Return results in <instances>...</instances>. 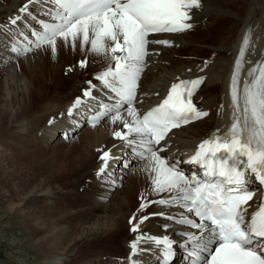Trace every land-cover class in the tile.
Returning a JSON list of instances; mask_svg holds the SVG:
<instances>
[{
    "label": "bare ground",
    "instance_id": "obj_1",
    "mask_svg": "<svg viewBox=\"0 0 264 264\" xmlns=\"http://www.w3.org/2000/svg\"><path fill=\"white\" fill-rule=\"evenodd\" d=\"M25 3L27 0H0V73L3 75L0 80V161L8 159L6 142L8 145L13 142L10 147L17 159L18 155L47 150L58 144L64 145L66 154L71 156L70 162L65 159L56 167L47 166L50 171L45 170V164L37 165L40 172L36 177H31L30 170H27V174L20 179L22 190L14 192L17 199L14 205L18 206L20 217L25 220L35 239L33 241L39 246L38 253L42 259L39 264H131L132 261L136 264H159V253L155 247L140 251L136 256L130 255V242L138 233L130 231L132 225L129 221L134 214L140 217L164 212L165 216H150L140 225V232L176 239L180 228L166 218L169 214L174 215L173 207L152 204L145 211H138L142 196L159 200L167 198L168 194L152 192L146 160L137 162L130 158L132 166L128 170L117 165L127 148L112 135L114 131H124L120 122L114 124L106 118L98 126L86 125L88 111L98 109V105L104 103L107 91L96 80L93 65L103 66L99 71L102 73L112 62L110 57L92 53L89 46L81 49L79 40L75 50L58 40L57 49L62 59L50 66L40 63L45 53L51 52L47 45L22 55L13 52V46L21 48L18 44L21 33L24 34L29 25H35L37 18L48 16L49 4L45 3L30 4L31 16L19 13V8ZM16 15L24 18L11 25L10 18ZM191 15L193 27L190 30L149 37L150 40L167 39L171 41V46L149 44L150 54L145 59V72L135 104L142 114L144 109L159 103L178 78H204L192 99L200 110L208 112V116L173 131L166 142V150L160 153L168 157L170 163L178 161L182 168V159L202 140L209 138L217 129L223 134L232 123L229 85L246 35L250 36V43L244 56L241 86L248 70L264 62V0H201L200 8L192 9ZM81 60L87 61L86 67L79 66ZM33 62L38 63L34 65ZM25 68L26 71L23 70ZM69 68L72 70L68 71ZM201 68L204 70L201 71ZM88 81L96 85L92 89L95 99L83 96L84 90L89 87ZM77 98H81L83 103L73 108ZM70 108L73 109L72 116L68 115ZM122 115L131 119L123 111ZM77 124L82 127L78 129ZM73 149L76 151L72 152ZM97 149H110L115 157L104 176L98 175L102 162ZM76 152L75 159V154H71ZM28 157L25 156L26 159ZM76 165L77 169L88 167L90 174L91 171L95 173L94 195L104 192L109 197L105 205L94 206L91 201L86 203L85 200L73 203L72 199L68 206L65 205L67 202L62 203L64 207L57 204L56 192L51 188L59 187L57 193L60 195L71 193L74 186L69 187L70 178L67 177L61 185L60 180L52 177L51 171L61 169L64 173L67 168ZM31 166V169H36L34 163ZM72 183L70 181V185ZM258 205L259 201L255 200L248 213H252ZM117 239L121 240L118 249L115 245ZM141 247L147 249L148 242L142 241Z\"/></svg>",
    "mask_w": 264,
    "mask_h": 264
},
{
    "label": "snow or ice",
    "instance_id": "obj_2",
    "mask_svg": "<svg viewBox=\"0 0 264 264\" xmlns=\"http://www.w3.org/2000/svg\"><path fill=\"white\" fill-rule=\"evenodd\" d=\"M33 3L53 5L46 12L50 22L40 21L42 30L32 31L36 48L47 45L55 55L58 40L73 50L79 40L81 49L89 46L92 53L110 57L112 62L95 78L113 94L114 103L98 105L93 126L105 117L114 124L120 122L124 131H114L112 135L148 162L152 192L168 194L159 200L142 196L138 211L143 212L152 204L178 207L183 210L179 217L169 214L166 218L195 229L182 233L179 242L166 235H146L140 232V225L152 215L166 214H134L129 221L130 231L138 235L130 242V255L155 247L163 264H171L176 255L174 246L179 245L193 257V264H264V201L256 211L248 213L249 201L256 191L250 186L257 184L264 189V62L248 70L241 86L250 36L244 37L230 80L232 123L223 134L217 129L199 143L187 163L199 167L202 174L189 177L178 167V161L170 163L168 157L160 155L167 148L161 142L172 129L208 116L192 99L204 78H178L162 102L143 114L135 104L138 81L150 54L149 44L171 46L167 39L149 37L190 30L191 11L200 8L201 0H27L19 13L31 16L29 5ZM23 18L16 15L10 18V24L16 25ZM31 50L27 45L23 49L12 47L18 55ZM86 65V60L79 62L81 68ZM88 85L83 96L95 99L92 89L96 85L91 81ZM82 103L77 98L73 108ZM122 110L130 120L123 117ZM68 115H73V109L68 110ZM97 151L102 162L98 175L104 176L115 157L110 149ZM142 241L148 242L147 249L141 247Z\"/></svg>",
    "mask_w": 264,
    "mask_h": 264
},
{
    "label": "rangeland",
    "instance_id": "obj_3",
    "mask_svg": "<svg viewBox=\"0 0 264 264\" xmlns=\"http://www.w3.org/2000/svg\"><path fill=\"white\" fill-rule=\"evenodd\" d=\"M44 57H45L44 60L40 61V63L41 62L43 63V64L41 63L42 66H44V65L50 66L54 63H59L62 59V56L59 53V50L57 51V53L55 55H52L51 52H49V53L46 52ZM34 63L37 64L38 62L37 63L33 62L32 64H34ZM98 65L99 64L93 65V70L96 71V72L93 71L95 76L97 74H99L100 69L103 67V66H98ZM23 70L26 71V68ZM2 77H3V75H2V73H0V80L2 79ZM1 89H2V87H0V91H1ZM5 144H6L5 146L9 147L8 148L9 154L6 155V157L8 158V159H6V161L5 160L0 161V264H39L42 261V259L40 258L41 256L38 253L39 246L34 242L35 239L33 236H31V234H30V232H29V230L25 224L26 222H24L25 220H23L22 217H20V212L18 211L19 210L18 206L14 205L17 202V199L15 198V193L16 192L19 193L22 190L23 187H21V186H23V184L20 182L21 181L20 179L23 175L27 174V170H30V171H28V173L30 174L31 177H33V176L36 177V175L40 172V169L37 168V165H41V164L44 165L45 164V166H46L45 170H49L50 168L47 166L53 167V165H54V167H56V165H58L59 163H62V162L64 163L66 161L65 159H68L70 162L71 156H70V154H66L67 148L64 145L60 146V144H58V145H55L53 147L47 148V150L46 149L42 150V151L41 150H35V151L33 150V152H31V154L27 153L26 155H21L20 157L18 155L19 159H17V156L12 153L11 147H10V146H12L13 142L9 143V145H8V142H6ZM63 147H65L66 150ZM53 148H54V151H53ZM62 148L65 151L62 150ZM37 151H39V152H37ZM61 151H63V152H61ZM75 151L76 150H74V149L72 150V152H75ZM53 153H55V154H53ZM33 154L35 157L33 156ZM38 154H40V155H38ZM51 154H53V155H51ZM76 154H77V152L73 153L71 155H74V158L76 159V157H75ZM43 155H45V156H43ZM11 156H14V157L11 158ZM25 156H30V157H28L26 159ZM21 157L23 158L22 161L20 159ZM30 162L35 164L36 169H34V170L31 169L33 167L31 166ZM29 166H30V168H29ZM64 167L65 166H63L62 169ZM71 167L67 168L64 171V173L61 169L59 171L57 169L52 170L53 172L51 171L52 177H54V179H57L58 181L60 180L61 185H62V183L65 182V178L67 177L66 179H68V178L71 179V180L69 179V181H68L69 187L72 188V186H74L73 187L74 189H72L71 193H67V194L61 193L63 196L61 194L59 195L57 193L58 192L57 189L59 187L56 188L55 186H53L51 188V190L56 192L55 201L58 199V201H56L57 204L62 205L64 207V205L62 204L63 202H64V204L67 202L65 205L68 206L72 203V201H73V203H76V202H82L85 200L86 203H87V201H91L94 204V206L105 205V203L108 202L109 197L107 198V196L104 192L99 191V192H97V194L95 193V195H94L93 189H95L94 188L95 187V173L93 171H91V169H90V171H91V174H90L88 167H81L80 169H77L78 165H76L75 167H72V168ZM13 168H14V170H13ZM47 168H49V169H47ZM86 168H87V170H86ZM68 172H69V174L70 173L71 174L69 175ZM18 175H19V177H18ZM88 176H90V177H88ZM73 180L75 181V183ZM70 181L73 182L71 185H70ZM88 181H89V184H88ZM91 181L94 183H91ZM90 185H91L92 189H91ZM65 194H66V196H65ZM90 197H92V198L90 199ZM98 197H100V198L98 199ZM102 197H104V198H102ZM61 199L63 201H61ZM65 199H69V200L67 201ZM71 199H72V201H71ZM73 199H75V200H73ZM98 200L100 203H98ZM74 201H76V202H74ZM33 239H34V241H33ZM118 240H120V239H117L115 241V245H116L117 249L121 245L120 244L121 240L120 241H118Z\"/></svg>",
    "mask_w": 264,
    "mask_h": 264
}]
</instances>
